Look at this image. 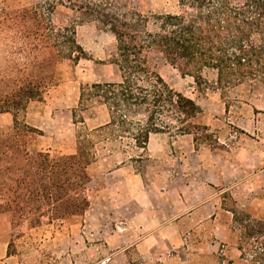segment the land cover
Returning a JSON list of instances; mask_svg holds the SVG:
<instances>
[{
  "label": "rangeland",
  "instance_id": "obj_1",
  "mask_svg": "<svg viewBox=\"0 0 264 264\" xmlns=\"http://www.w3.org/2000/svg\"><path fill=\"white\" fill-rule=\"evenodd\" d=\"M104 1L93 3L119 15L129 10L150 15L181 9L180 0ZM37 6L52 27H69L65 37H52L53 43L59 42L67 49L61 57L54 54L53 48L41 54L32 45L41 42L39 39L26 38L15 30L0 32V86H20L37 81L36 75H52L54 83L44 99L55 89L59 91L57 105L66 96L69 101L79 98L70 125L75 141H69L67 136L53 141L44 138L41 130V134L28 133L25 139L31 151L37 152L51 143L55 148L48 152L59 156L76 154L79 139L92 143L95 159L88 166L90 205L81 215L43 218L37 224L29 220L13 224L10 213H0L9 216V253L18 252L24 264H137L141 256L161 263L164 258L185 256L189 245L195 253H202L204 246L213 248L206 241L216 240L214 248L219 247V256L227 258L231 247H238L239 235L230 209L253 208L264 216V163L247 166L253 158L251 151L264 150V85L247 81L229 89L218 88L214 83L215 71L206 70L204 75L209 83L199 87L193 76L183 75L162 53L147 51L145 59L150 69L202 108L193 121L208 126V130H199L195 140L194 134L178 131L177 126L182 125L179 121L157 115L155 122L159 126L168 124L172 128L170 132L152 135L149 146L142 149L133 135L136 128L149 123V112L144 108L129 114L134 127L125 123L101 132L93 129L105 114L110 115L108 106L96 96L93 84L122 79L114 62L118 57L115 35L101 18L85 14L69 3L0 0V7L11 14ZM74 38L85 52L76 51L82 55L77 61L70 58L68 49ZM25 114L18 113L22 127L26 124ZM7 116L10 125L0 120V134L14 126V116L13 121L10 114ZM54 130L52 127L51 131ZM71 143L76 149L74 153ZM97 161L101 164H92ZM125 164L127 174L116 171ZM209 195L213 198L207 204L220 210L218 220L209 221L207 214L189 222L179 219ZM195 225V231L189 230ZM244 259L242 264H258Z\"/></svg>",
  "mask_w": 264,
  "mask_h": 264
},
{
  "label": "trees",
  "instance_id": "obj_2",
  "mask_svg": "<svg viewBox=\"0 0 264 264\" xmlns=\"http://www.w3.org/2000/svg\"><path fill=\"white\" fill-rule=\"evenodd\" d=\"M95 1L48 0L95 14L117 40L118 57L114 62L121 71V81L92 86L111 117L108 124L93 128L97 132L125 123L134 127L129 114L143 108L149 112V123L140 125L133 135L142 149L147 148L152 133L170 132L172 128L168 124L159 126L157 115L179 121L182 125L177 126L178 131L194 134L195 140L199 130L207 132L208 126L193 121L203 111L197 102L172 88L147 65L145 53L150 50L162 53L183 75L193 76L199 87L209 83L206 70L215 71L218 88L229 89L247 81L264 85V0H180V11L150 15L136 10L113 14ZM68 29L63 25L52 27L39 6L19 9L15 14L0 7V32L15 30L26 38L39 39L41 42L30 45L41 54L53 48L61 57L67 48L53 43L52 37L61 39ZM75 31L73 28V36ZM71 45L70 58L77 61L82 55L76 51L85 53L84 49L75 38ZM36 76L37 81L20 86H0V113L14 116L12 129L0 134V213H10L13 224L81 215L90 205L88 166L95 159L92 143L79 139L77 153L68 156L34 152L28 147L27 134L41 132L26 124L22 127L18 113L26 112L31 100H43L54 83L52 75ZM230 210L239 230L241 257L264 264V216L253 208Z\"/></svg>",
  "mask_w": 264,
  "mask_h": 264
},
{
  "label": "crops",
  "instance_id": "obj_3",
  "mask_svg": "<svg viewBox=\"0 0 264 264\" xmlns=\"http://www.w3.org/2000/svg\"><path fill=\"white\" fill-rule=\"evenodd\" d=\"M58 90H52L47 97H45L44 100H31L26 109L25 114V123L27 125H30L34 128H37L41 131H43V137L50 139V140H57V139H63V137L67 136L69 141H72V128L70 125L73 123V116L74 112L76 111V108L78 106L79 98L73 97L71 101L68 100V97L61 98L60 104L57 105L55 103V99L57 96ZM54 97V98H53ZM7 114L11 113H0V120H5L10 125V120L7 116ZM103 120L96 123L94 128L104 126L108 124L111 121V117L109 113L105 116H103ZM254 118V117H253ZM13 121V116H12ZM72 122V123H71ZM63 123V124H62ZM54 127L55 130L51 131V128ZM60 128V131L58 132L57 129ZM156 135L158 133H153L150 135L149 138V144L152 141V135ZM75 141V139H73ZM77 142V138H76ZM72 147V143L70 145ZM147 146V147H148ZM55 146L53 144H49L47 146L41 147V150L44 151H51L54 149ZM247 152V149L244 147L242 148ZM76 152V149L74 147L71 148V153ZM253 155V158L249 161V165L247 166H256L264 163V150L259 149V151H251L250 152ZM106 159V158H105ZM92 164L100 165V162H94ZM255 164V165H254ZM125 166L117 168L116 171H119L120 174H127L128 170ZM111 172V173H116ZM213 198L212 195H209L206 197V201H204L201 205H199L197 208H194L193 210L189 209L188 212L180 217L179 219L181 221L189 222L191 219H197L200 215H206L209 221L212 220H218V216L220 214V210L218 207L215 206V209H213L211 206L207 204L208 201H210ZM244 209V207L242 208ZM227 213H230L231 211L229 209L224 210ZM232 213V212H231ZM233 214V213H232ZM9 216L6 214H0V264H24L20 254L18 252L16 253H9L8 245H9V231L11 229V225L7 223ZM204 220V219H203ZM3 221V222H1ZM200 224V223H199ZM206 222L200 224L199 226L205 225ZM165 226H167L165 224ZM195 226H191L189 230L193 229L195 231ZM193 231V232H194ZM151 236V235H150ZM143 241V240H142ZM216 241V240H215ZM214 240L209 242L206 241L205 243H210L213 248H207L204 246V248L201 250L202 253H195L193 250H191V247H187V254L185 256H172L168 258H164V260L159 263L157 260H151L149 256H141L140 260L137 264H242L245 263V259L241 257V252L238 249V247H231V254L227 256V258H221L218 254L217 250L214 248L215 242ZM145 242V241H144ZM204 243V244H205ZM224 246V244H222Z\"/></svg>",
  "mask_w": 264,
  "mask_h": 264
}]
</instances>
